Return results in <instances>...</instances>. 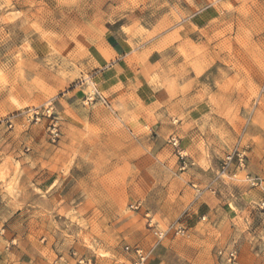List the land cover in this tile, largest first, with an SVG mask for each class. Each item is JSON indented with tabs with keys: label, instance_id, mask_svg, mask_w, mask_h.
I'll return each mask as SVG.
<instances>
[{
	"label": "rangeland",
	"instance_id": "obj_1",
	"mask_svg": "<svg viewBox=\"0 0 264 264\" xmlns=\"http://www.w3.org/2000/svg\"><path fill=\"white\" fill-rule=\"evenodd\" d=\"M116 30L160 53V72L105 81ZM163 93L176 125L193 121L220 148L207 151L219 167L237 144L246 150L232 182L256 188L263 206L252 178L264 180V0H0L3 236L28 207L58 205L60 191L78 211L68 237L93 263L120 264L113 256L150 230L148 212L162 230L184 224L188 168L140 123L145 100Z\"/></svg>",
	"mask_w": 264,
	"mask_h": 264
},
{
	"label": "crops",
	"instance_id": "obj_2",
	"mask_svg": "<svg viewBox=\"0 0 264 264\" xmlns=\"http://www.w3.org/2000/svg\"><path fill=\"white\" fill-rule=\"evenodd\" d=\"M107 43L115 60L102 73L105 81L143 83L163 66L160 53H147L146 46L124 37L120 30L110 33ZM169 99L165 93L147 98L140 112V123L155 128L161 146L172 148L167 142L177 137L180 147L191 156L185 173L190 184V190L186 191L189 218L184 222L187 234L158 242L146 229L138 234L134 246L148 253L146 264H230L225 258H219L217 252L231 248L238 251L237 264H264V195L260 196L263 206H259L255 197L260 194L256 188L234 184L232 181L240 172L234 166L228 173L220 174L219 162L207 157L208 150L220 148L208 143L200 126L193 121L176 125L179 119L172 115L167 105ZM65 199L60 191L59 204L53 208L32 206L18 213L16 222L7 229L11 235L3 236L0 242V264H49L51 261L52 264H75L81 257L92 260L93 254L77 249L81 246L78 237H68L73 228L79 229V224L67 214L78 211L76 207L74 212L70 210ZM113 257L120 264L122 259L130 264L134 255L123 252ZM94 262L99 264L96 259Z\"/></svg>",
	"mask_w": 264,
	"mask_h": 264
},
{
	"label": "built area",
	"instance_id": "obj_3",
	"mask_svg": "<svg viewBox=\"0 0 264 264\" xmlns=\"http://www.w3.org/2000/svg\"><path fill=\"white\" fill-rule=\"evenodd\" d=\"M172 146L176 149L177 155L181 161V170L186 169L190 165V158L188 154L185 153V151L180 147L179 139L177 137L170 138L169 141ZM246 161H247V154L246 150L241 147L239 144H237L231 152H229L224 159L221 162L220 167V174H226L230 171V168L232 166L235 167L238 171H243L246 168ZM254 183L256 185L262 184L264 187V180H262L258 176H254L252 178ZM134 209H139V205H132L131 206ZM147 218V225L148 228L151 230L153 235L157 238L158 242H161L164 240L169 234L175 235V236H185L187 234V228L184 226L183 223H174L169 228L162 230L157 225V222L154 220V218L150 215V213H146ZM206 218L203 216L202 220H205ZM0 236H3L2 231L0 230ZM125 250L128 253H133L134 258L130 264H146V261L148 259V253L139 246H130L126 245ZM219 258H225L227 262L230 264H237L238 263V251L235 248L231 249H220L217 252ZM79 264H94L92 260H88L85 257H81L78 261Z\"/></svg>",
	"mask_w": 264,
	"mask_h": 264
}]
</instances>
